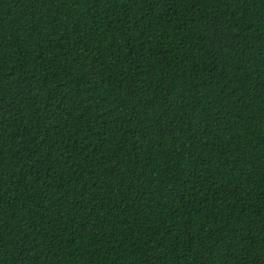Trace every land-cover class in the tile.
Here are the masks:
<instances>
[{
  "label": "trees",
  "instance_id": "1",
  "mask_svg": "<svg viewBox=\"0 0 264 264\" xmlns=\"http://www.w3.org/2000/svg\"><path fill=\"white\" fill-rule=\"evenodd\" d=\"M0 264H264V0H0Z\"/></svg>",
  "mask_w": 264,
  "mask_h": 264
}]
</instances>
